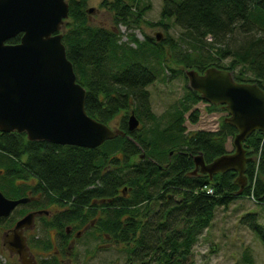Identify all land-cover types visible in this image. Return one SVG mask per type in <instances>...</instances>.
I'll return each instance as SVG.
<instances>
[{
    "label": "trees",
    "instance_id": "16d2710c",
    "mask_svg": "<svg viewBox=\"0 0 264 264\" xmlns=\"http://www.w3.org/2000/svg\"><path fill=\"white\" fill-rule=\"evenodd\" d=\"M66 1L70 22L64 24L71 28L62 34V41L77 82L86 91L85 109L105 124L118 116L117 128L125 134L89 149L30 141L24 133H0V190L9 198L25 197L24 185L16 181L36 178L51 204L68 206L52 221L43 219L46 228L53 227L61 234L66 224L79 220L83 225L93 217L98 202L102 214L96 228L125 244L133 264L178 262L172 261L171 254H190L216 208H226L237 198L252 195L256 204L264 205V139L259 131L243 143L247 155H258L259 161L257 166L254 161L247 163L248 184L252 183L241 196H234L235 172L215 174L212 180L207 175H190L195 155L202 153L208 163L228 153L225 144L236 129L223 118L216 131L185 133V121L194 124L198 120L197 110L185 118L190 102L203 101L189 88L169 111L165 126L128 130L131 113L140 122L156 121L147 87L158 71L149 55L165 45L174 52L177 66L198 72L209 67L230 70L236 81L257 83L264 90V0H163L156 26L167 31L165 20L173 19L187 50H181L172 38L156 43L154 37L147 36L139 42L131 35L134 48L119 43L120 25L136 28L144 20L145 8L138 0H101L100 5L112 12L115 30L88 24V0ZM235 32L243 39L232 47L227 39ZM207 36L224 46L212 53ZM20 38L18 34L8 43L16 44ZM225 59L227 66L222 64ZM170 70L183 74L182 70ZM244 71L253 79H244ZM255 170L258 175L253 182ZM205 186L212 187L213 194H207ZM177 195L180 199L174 200ZM2 220L0 217V223ZM240 222L264 244V227L255 213H246ZM39 244L50 248L49 243Z\"/></svg>",
    "mask_w": 264,
    "mask_h": 264
},
{
    "label": "water",
    "instance_id": "95a60500",
    "mask_svg": "<svg viewBox=\"0 0 264 264\" xmlns=\"http://www.w3.org/2000/svg\"><path fill=\"white\" fill-rule=\"evenodd\" d=\"M68 11L66 0H0V133H24L30 141L93 149L125 133L96 120L85 109L86 91L77 82L60 32ZM18 34V43H8ZM183 74L187 88L207 104L225 110L224 122L236 129L233 151L208 163L202 153L195 155L190 175H207L212 180L215 174L235 172L234 196H241L249 185L247 163L256 162L243 143L255 131L264 136V90L257 83L238 82L230 70L216 67L203 72L183 68ZM138 126L131 113L128 130ZM28 200L8 198L0 191V217H9ZM33 220L34 213L26 214L6 236L14 239L18 252L26 245L22 229L32 226Z\"/></svg>",
    "mask_w": 264,
    "mask_h": 264
},
{
    "label": "rangeland",
    "instance_id": "374dc122",
    "mask_svg": "<svg viewBox=\"0 0 264 264\" xmlns=\"http://www.w3.org/2000/svg\"><path fill=\"white\" fill-rule=\"evenodd\" d=\"M138 1L140 7L145 8L143 14L144 20L136 28L126 29L125 26L120 25L118 27L119 43L134 48L135 44L130 40L131 35L139 42H143L147 36L154 37L156 43L172 38L176 44H180L181 50L188 49L187 45L181 40V37H183L182 31L173 24V19L165 20L168 25L167 31L156 26L161 20L160 11L163 0ZM100 3L101 0L87 1L85 11L92 8V12L87 13L88 24L94 27L115 30L112 12L102 7ZM66 22H70V20ZM70 26L64 24L60 32L63 34L71 28ZM158 34L160 35L159 41L156 40V35ZM242 39L243 36L235 32L228 37L227 43L235 47ZM208 43H212L211 50L208 48L212 53H216L220 47L224 46L221 43H214L213 41H208ZM215 53L214 55H216ZM173 55L174 52L172 49H169L166 45L156 50L154 54L149 55V61L151 64H154L155 69L158 71L156 80L147 87L150 93L151 111L155 114L156 121H149L147 119L143 122L139 121V128L143 131L149 128H155L156 126L158 128L165 126L169 118V111L172 110V107L178 105V102L184 97L187 91L185 76L182 73L172 72L170 70L172 68L176 71L182 70L183 72V67L173 63ZM222 64L227 66L228 60H223ZM243 76L244 79H253L250 72L244 71ZM190 106L191 109L186 113L185 118H188L190 112L197 110L198 120L194 124L186 120L185 133L216 131L222 119L227 116L226 111L223 109L209 110V104L204 101L195 104H191L190 102ZM118 120L119 117L117 116L107 124L112 129H116L118 127ZM225 147L228 152L233 151L232 138H228ZM30 178L31 182L29 181ZM30 178L16 181L17 185H24L26 189L25 195H27L29 189H32L31 183L37 181L35 178ZM261 178L264 181V176ZM0 183H3L1 179ZM179 199V195L174 197V200ZM26 208V206H19L4 222L0 223V264H20L18 257L11 255L3 246L2 238L12 228L18 217L24 213L22 212L23 209ZM246 213H255L258 223L264 227V205L256 204L249 197L237 198L226 208H216L210 225L198 235L190 254L185 255V261L182 262L177 257L178 262L174 264H264V244L249 227L240 222V219ZM45 230L44 221L41 220L39 222L36 220L35 229L31 238L38 236L42 240L49 241V254L46 259H39V255H36V253L38 254L40 250L34 248L33 255L36 256L35 258L39 264H53L54 261L55 263L57 262L56 251L59 248L58 243L61 233L55 229L49 232ZM75 230L83 231V234L79 239L75 238L74 242H69L68 240V244H74L70 254V251L67 250L68 244H65L61 253L62 255H59L60 257L63 256L64 262H68L69 258V264H128L129 250L125 244L117 243L111 237L105 236L96 226L90 225L89 222L85 227L80 226ZM73 237L74 235H72Z\"/></svg>",
    "mask_w": 264,
    "mask_h": 264
},
{
    "label": "flooded vegetation",
    "instance_id": "af4514ba",
    "mask_svg": "<svg viewBox=\"0 0 264 264\" xmlns=\"http://www.w3.org/2000/svg\"><path fill=\"white\" fill-rule=\"evenodd\" d=\"M141 157H143V156H141ZM29 181L31 182V178L29 179ZM31 185H32L31 186L32 189H29L27 192V195L25 196L29 199L28 202L18 205L15 209H17L19 206H26L27 208L23 209L22 212H24V213L20 217H18V219L14 222V224L12 226V228H13L15 223L19 219L24 217L26 214L34 213V220H33L32 226L22 229V236L24 237V240L26 243L25 247L20 252H18L17 248L14 247L12 244V242H14V239L6 237L10 233L12 228H10L4 234V236L2 238L3 246L10 252L11 255H15L16 257H18L20 264H39L35 258L36 256L33 255V249L34 248L40 250V251H38V254L36 253V255H39V259H46L47 258L48 254H49V249L42 246L41 244H39V245H37V244L38 243H42V244H48L49 243L50 244V242L47 240H42L38 236L31 238L32 233L35 229V221L38 220L40 222L41 220L43 221V219L44 220L46 219L48 221H52L57 216H60L59 214L61 211L68 208V206H67V204H65V202H64L65 206H62V207L56 203L51 204L50 200L47 198L45 193L43 191H41V189L38 187L37 181H35L34 183H31ZM13 199H16V198H13ZM95 203H96V207L94 209L96 211V214L93 217L89 218L83 225H80L79 220L73 224H66L65 225L66 227H65L64 233L60 234V236H59V243H58L59 248L57 250L58 255H57V251H56L57 262L55 263V261H54L53 264H69V262H70L69 258H68V262H64L63 256L60 257L59 255L62 253V250L64 249L63 247L65 246V244H68V240H69V242L70 241L74 242L75 238L79 239L81 237V235L83 234V231L75 230V229H77L80 226L85 227V225H87L88 222L90 223V225H93V226L97 225L98 219L101 217V214H102L101 211L102 210L99 207L98 202H95ZM5 219H7V218H3L2 222H4ZM45 229H46L45 230L46 232H49L50 230L55 229V228H53V227L46 228L45 227ZM72 235H74L73 238H72ZM72 246H74L73 243L68 244V246H67V250L70 251L69 254L71 253ZM177 257H179L181 261H182V259H184V260L186 259L185 254L184 255L171 254L172 261L177 260ZM129 259H130L129 264H133L132 259L131 258H129ZM160 264H164V263L161 262ZM172 264H174V263L172 262Z\"/></svg>",
    "mask_w": 264,
    "mask_h": 264
},
{
    "label": "built area",
    "instance_id": "2783aa9c",
    "mask_svg": "<svg viewBox=\"0 0 264 264\" xmlns=\"http://www.w3.org/2000/svg\"><path fill=\"white\" fill-rule=\"evenodd\" d=\"M207 40H212L210 36L207 37ZM205 191L207 194H213V189L211 187H206Z\"/></svg>",
    "mask_w": 264,
    "mask_h": 264
}]
</instances>
